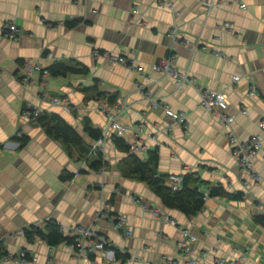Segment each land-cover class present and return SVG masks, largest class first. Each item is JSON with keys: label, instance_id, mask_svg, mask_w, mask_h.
<instances>
[{"label": "crops", "instance_id": "1", "mask_svg": "<svg viewBox=\"0 0 264 264\" xmlns=\"http://www.w3.org/2000/svg\"><path fill=\"white\" fill-rule=\"evenodd\" d=\"M205 2L213 3L209 12ZM9 20L18 24V40L3 31ZM73 21L77 25L69 26ZM226 22L230 28L223 27ZM173 27L177 42L170 35ZM95 50L121 54L128 64L106 61ZM167 56L177 70L188 72L191 83L178 84L153 68ZM69 59L82 62L90 73L41 74L54 61ZM237 75L241 78L234 81ZM96 81L98 91L128 103L119 116L124 134L109 127L108 116L97 109L98 95L87 100L80 88ZM204 89L225 92L240 140L255 134L264 138L259 124L264 119V0H0V240L9 252L30 250L35 260L24 264H76L67 246L40 239L29 243L20 232L55 218L65 228L92 226L131 257L123 261L99 252L95 264H215L217 258L264 264V227L255 222V216L264 215V143L252 158L260 176L256 181L237 165L224 123L200 106ZM147 92L182 112L187 125L170 118L162 106L154 107ZM52 96L66 97V104H52ZM24 104L59 114L95 149L98 139L88 135L85 122L102 129L104 170L92 167L96 151L72 157L65 144L25 115ZM243 107L246 115L239 112ZM115 133L144 144L143 157L156 150L159 174L195 173L205 193L209 185L221 184L244 196H209L191 217L169 209L145 182L120 174L119 162L127 154L116 146ZM21 135L30 137L23 147L15 138ZM64 170L73 173L71 180L62 179ZM135 198L159 215L145 211ZM101 206L124 215L132 234L115 230L98 214ZM185 228L198 241L191 253L181 255L177 246Z\"/></svg>", "mask_w": 264, "mask_h": 264}, {"label": "built area", "instance_id": "2", "mask_svg": "<svg viewBox=\"0 0 264 264\" xmlns=\"http://www.w3.org/2000/svg\"><path fill=\"white\" fill-rule=\"evenodd\" d=\"M212 2H205L207 6V10L209 12L212 7ZM242 7H246V4L243 3ZM172 7V6H171ZM136 12V10H134ZM223 27L230 28V24L228 22L224 23ZM4 33L7 37L13 40L19 39V27L16 20H9L4 24ZM177 28L173 27L170 31V35L173 37L174 42H177ZM198 43H196L197 47ZM202 49H206L203 47ZM95 56H102L106 61L114 62V63H123L128 64V59L121 55L115 54L113 52H100L99 50L94 51ZM215 54L217 56H223V54L219 51H216ZM153 68L157 71H162L166 75H170L173 78H176L178 84H183L184 82H192L189 77L188 72H182L177 70L172 61V57L167 56L163 58L160 62L155 64ZM240 76H234L233 80H240ZM147 98L151 99L154 107H163L164 112L172 118L174 121L187 125L186 116L182 112H176L170 108L167 104H161L160 101L156 100V98L151 97V93H146ZM250 95H253V91H250ZM67 98L64 96H52L50 98V102L52 104H66ZM128 103L124 100H115L113 103L110 102L107 96L97 100V109L105 113L109 118V127L119 134L125 133V126L120 123L119 116L125 108H127ZM228 99L224 91L212 90V89H204L201 93V101L200 106L206 111L210 112L212 115L216 116L221 122L224 123L227 129V137L228 141L231 144L232 152L236 158L237 165L244 171H250L251 176L258 181L260 176L253 170V161L252 158L256 156L257 152L262 148L264 143V138L261 134H255L249 140L242 141L238 138L235 130L233 128V123L235 121L236 115L234 113L227 112L228 109ZM30 107V106H29ZM31 108V107H30ZM35 113H38L39 110L33 108ZM25 115L30 117L29 111H24ZM239 112L243 115L248 113L247 108L243 107L239 110ZM260 129L264 133V119H261ZM139 127L142 128L143 124L140 123ZM166 130H169L170 127L164 126ZM130 149L132 153H136L139 156L143 157L146 146L144 144H139L137 142H129ZM105 146V137L103 131V137H100L97 140V148L100 151H104ZM104 168L101 169V171ZM168 184L174 190H180L183 188V174H173L171 173L168 178ZM246 185V182H245ZM206 198L209 197L208 192L205 193ZM138 199V198H135ZM139 200V199H138ZM141 202L142 208L145 211H149L154 215H159V210L149 203L143 200H139ZM102 204L107 205L108 203L102 200ZM107 207L101 206L98 214L104 218H107L111 223V226L117 231H123L125 235L129 236L132 234V230L127 222V219L124 215L118 213H109L106 209ZM43 219H40L35 222V224H41ZM62 225V224H61ZM63 227V230L66 234L75 237V243H63L60 245L67 246V248L73 251V255L77 259L76 264H95V261L91 259L92 254H97L99 252H105L106 255H110L114 258L115 253L113 250H107L106 246H114V244L101 232L95 230L92 226H85L81 224L71 225L69 227ZM20 232L23 234L24 229H21ZM198 241V236L195 235L189 228L184 229V239L178 243L177 249L179 253L182 255L183 252H192V246L194 243ZM123 253L126 252L124 249H120ZM31 253V260H27V253ZM128 253V252H127ZM131 258V257H130ZM35 260V256L30 250H22L19 249L17 252L12 253L2 259V264H24L27 262H31ZM109 264V263H104ZM144 264H152L151 262L145 261ZM188 264H197V260H191ZM215 264H238L237 260H227L225 258H217L215 260Z\"/></svg>", "mask_w": 264, "mask_h": 264}, {"label": "trees", "instance_id": "3", "mask_svg": "<svg viewBox=\"0 0 264 264\" xmlns=\"http://www.w3.org/2000/svg\"><path fill=\"white\" fill-rule=\"evenodd\" d=\"M77 21L69 23V26L74 27L77 25ZM19 63L24 66L25 62L20 60ZM48 74L53 77L63 76L66 77L71 74L75 75H88L90 73L89 68L80 61L75 59L58 60L54 61L47 67L41 70V74ZM24 78L22 77V80ZM98 82L90 86H80L86 95V99L89 100L94 94L98 95V99L107 96L110 102H114L117 97L98 91ZM98 91V92H97ZM96 92V93H95ZM30 112V119L36 124L41 125L48 135L60 140L67 146L68 153L72 157L87 158L92 152L98 153V158L93 161L92 167L96 170H101L105 165V157L102 151L97 150L93 145L87 141L84 136L68 121H66L59 114L51 111H40L35 113L33 108H30L24 104L23 111ZM85 131L88 135L96 140L103 137V130L94 128L90 121L85 122ZM22 134V132H20ZM20 146H26L30 137L27 135H21L15 137ZM113 140L119 150L125 152L127 155L119 162L120 174L124 177L135 178L145 182L150 189L161 199L162 204L169 209H176L181 211L187 216H194L202 210L205 205L206 194L199 189L200 179L195 173L183 174V188L180 190H174L168 184L169 174H159L157 171L159 154L156 150L150 151L149 156L142 158L136 153H132L130 149V143L124 136L118 134L113 135ZM63 180H71L73 173L64 170L61 175ZM209 196H224L230 199H242L244 193L242 191L229 192L221 184L208 186ZM112 202L113 197L110 199ZM112 214V213H111ZM255 222L264 227V215L255 216ZM24 237L29 243H34L37 239L45 241L51 246H58L63 243L73 244L75 243V237L66 234L63 230L61 223L55 218H49L41 222V224H30L25 226ZM107 250H113L115 258L126 261L130 258L129 253H123L120 248L115 245L106 246ZM26 250V248H22ZM10 254L7 249L6 242L0 240V264L2 259ZM31 253H27V260H31ZM91 259L94 260L95 255L92 254Z\"/></svg>", "mask_w": 264, "mask_h": 264}, {"label": "rangeland", "instance_id": "4", "mask_svg": "<svg viewBox=\"0 0 264 264\" xmlns=\"http://www.w3.org/2000/svg\"><path fill=\"white\" fill-rule=\"evenodd\" d=\"M123 64V63H122ZM21 133L19 132V135H20ZM9 264V263H8Z\"/></svg>", "mask_w": 264, "mask_h": 264}]
</instances>
